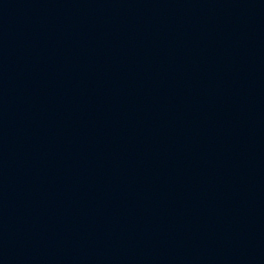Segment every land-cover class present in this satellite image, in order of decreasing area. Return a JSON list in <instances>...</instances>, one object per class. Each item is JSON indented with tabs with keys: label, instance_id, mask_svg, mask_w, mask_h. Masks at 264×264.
I'll use <instances>...</instances> for the list:
<instances>
[{
	"label": "water",
	"instance_id": "water-1",
	"mask_svg": "<svg viewBox=\"0 0 264 264\" xmlns=\"http://www.w3.org/2000/svg\"><path fill=\"white\" fill-rule=\"evenodd\" d=\"M0 264H264V0H0Z\"/></svg>",
	"mask_w": 264,
	"mask_h": 264
}]
</instances>
